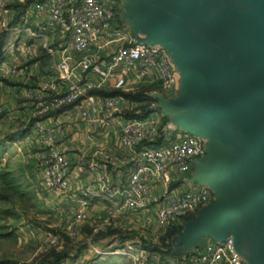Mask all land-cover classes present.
<instances>
[{
  "label": "water",
  "instance_id": "water-1",
  "mask_svg": "<svg viewBox=\"0 0 264 264\" xmlns=\"http://www.w3.org/2000/svg\"><path fill=\"white\" fill-rule=\"evenodd\" d=\"M133 2L135 41L165 48L180 85L185 74L177 58L189 74L175 99L156 94L155 109L207 141L189 183L201 180L215 197L185 224L176 249L195 248L203 236L233 237L242 257L245 248L264 264V0ZM125 3L120 0L121 18ZM215 177L229 181L225 193L212 186ZM226 217L237 228L229 220L224 231L207 226Z\"/></svg>",
  "mask_w": 264,
  "mask_h": 264
},
{
  "label": "built area",
  "instance_id": "built-area-1",
  "mask_svg": "<svg viewBox=\"0 0 264 264\" xmlns=\"http://www.w3.org/2000/svg\"><path fill=\"white\" fill-rule=\"evenodd\" d=\"M119 1L38 0L29 4L28 9L37 15L44 26H55L60 30L64 42L59 56L55 49L45 44L51 56L55 79L41 81L28 93L29 98L37 101L36 116L41 118L55 108H63L87 99L90 104L82 116L87 120L88 126L95 121L96 108L90 91L100 84L75 78L78 71L83 74L90 70L91 58L86 54L74 59L70 50L83 52L95 48L101 55L107 53V48L115 44L109 54L111 63L105 79L111 76L114 68H120L123 72L136 75L133 84L142 85L153 74L151 83H158L166 89L178 85L179 74L165 48L130 39L122 27L118 13ZM0 11L6 22L8 15L5 0H0ZM21 30L31 37L47 39L46 33ZM5 71L9 75L22 74L20 68ZM59 82L66 84V87L60 88ZM127 85L126 78L120 77L115 83V89H122ZM47 91L53 93L46 96ZM122 99L120 95L104 98V113L107 117L115 116ZM164 117L161 109L154 108L144 118H127L118 127L119 148L129 154L130 173L126 182L109 179L107 185L100 190L93 188L92 184L98 174H101V180L104 178L103 175L109 171L108 165L98 162L86 171L91 178L88 191L109 202L111 216H119L124 209L134 212L145 209L158 183L170 185L180 181L193 169L194 159L206 155L207 141L199 134L185 131L167 140L168 129L165 127L164 135L160 131ZM38 132L43 135L44 142L40 156L42 184L49 191L66 194L70 187L68 175L71 162L52 132L47 131L43 125L38 126ZM212 199L213 193L205 185L180 194L167 190L156 202L160 230L166 232L170 227L180 224L199 208L208 205ZM86 206L84 203L71 217H60L55 223L56 227L74 232L77 224L88 217ZM210 238L205 245L187 252L182 261L187 264H245L233 237L224 240ZM59 241L56 232L48 233L50 247L57 246ZM124 253L129 256L132 264H159L154 251L143 245L130 247Z\"/></svg>",
  "mask_w": 264,
  "mask_h": 264
},
{
  "label": "crops",
  "instance_id": "crops-1",
  "mask_svg": "<svg viewBox=\"0 0 264 264\" xmlns=\"http://www.w3.org/2000/svg\"><path fill=\"white\" fill-rule=\"evenodd\" d=\"M35 1L38 0H5V7L8 15L6 22L4 20V15L0 11V15L3 18V30L7 32H19L17 44H13L12 42L8 44L5 43L0 50V55L4 52V60L2 59V61H0V101L3 105V109H6L9 118L21 119L28 127V130L24 132L25 134L23 136L31 146L36 147V166H38L40 170V156L44 147L43 135L38 132V126L40 125H43L47 131L55 135V140L62 145L67 158L71 162V169L68 175L70 183L69 191L63 194L61 192L45 189L47 191L46 193L50 195L53 203L57 205L63 204V206L66 205L67 208L62 206V209L59 210L60 217H71L77 213L84 203L87 204L86 210L88 212V217L77 224L74 232H70L65 228L64 232L70 238H75L79 235L78 226L83 223H89L91 231L87 238V243L93 253L98 256L106 253L95 240L103 233H105V235L109 234V232L113 234L115 241L118 240L114 248L120 253H124V250H128L130 247L143 245L139 241L128 239L126 236L119 240L117 231L122 229L133 230L141 227L142 229L152 232H150L148 236L151 240L160 242L165 232L161 231L159 227L156 202L167 190H172L180 194L193 187L199 188L203 186V182L200 180L189 183L190 179L193 177L192 169L191 172L180 181L170 185L162 182L158 183L154 187L149 205L145 209L139 212L124 209L119 216L110 215V205L108 201L102 197H95L90 194L88 185L91 183V178L86 171L98 162L106 163L109 171L107 174L103 175L104 178H102V180L99 178L101 174L96 176L92 184L93 188L102 190L105 185H107L109 179H116L120 182H126L128 180L130 173L129 154L127 151L119 148L118 127L127 119L126 113L136 108V104L129 99L126 100V98H123L120 100V107L115 116L107 117L104 113L103 105V100L107 96L94 93V91L105 90L111 92L117 90L115 89V83L120 77H125L124 72L113 76V84H108L109 78L105 79V75L102 76L98 74L97 70L93 67L95 64L94 60H97V63L103 60V57L99 55L95 48L83 52L70 50L74 59H78L86 54L91 58L93 65L90 70L83 73L82 76L78 75L77 80H89L100 84L99 87L90 91L91 100L96 108L97 116L95 121L91 126H88L87 120L82 116L83 111L87 110L90 104L87 99H82L63 108H55L41 118L36 116L35 110L37 101L29 98L28 93L37 87L41 81L55 79L51 56L45 44L55 49L59 56L64 42L61 32L57 27L44 26L37 15L28 9L29 4ZM44 28L50 30V32L44 31ZM21 29L38 34L46 33L47 39L43 37H31ZM127 33L130 39L135 41L137 34H135V32L132 34L131 31ZM43 64L46 65L44 68H42ZM13 68L22 69V74L9 75L6 73V69ZM129 73L130 74L125 77L128 85L125 86L124 89L139 85L133 84L134 77L131 76V72ZM153 78L154 75L151 74L143 83L150 84ZM59 87L65 88L66 84L59 82ZM51 93L53 92L47 91L45 95L48 96ZM5 114L6 112H1L0 110V124L4 120L3 117ZM81 122H84V124ZM176 127L178 126H172L167 122L166 128L169 132ZM209 226V228L216 232L224 231L225 229L222 222L216 224L211 223ZM195 249L196 248H192L186 252ZM154 253L159 264H187L182 261V256L168 258L162 257L158 252L154 251ZM59 264L66 263L61 261Z\"/></svg>",
  "mask_w": 264,
  "mask_h": 264
},
{
  "label": "rangeland",
  "instance_id": "rangeland-1",
  "mask_svg": "<svg viewBox=\"0 0 264 264\" xmlns=\"http://www.w3.org/2000/svg\"><path fill=\"white\" fill-rule=\"evenodd\" d=\"M135 9L136 6L133 0H126L122 8V11L126 12L125 19L119 15L122 27H124L126 32L131 31L132 34H134L135 30L133 29V23H136L132 18ZM2 21L3 18L0 15V50L5 43L12 42L13 44H17V36L19 35V32H7L3 30ZM142 26V23L138 24L139 28ZM44 31L50 32L46 28H44ZM114 47L115 44L109 46L107 53L100 55L103 57L102 61L97 63V60H94L95 64L92 65L98 74L102 76L106 74L108 66L111 63L109 54ZM0 57V61L4 60V52ZM177 60L179 61L178 67L183 69L185 74V81L181 85L179 83V76L178 85L174 88L166 89L158 83L142 84L131 88L118 89L123 93L129 94L130 98L124 97L123 94L120 96L134 102L140 110L143 107L153 110L159 102V97L156 95L158 92H161L163 97L175 99L179 94L178 87L180 88L188 84L189 81V74L185 69V63L179 58ZM45 66L43 64L42 68ZM174 67L177 70L175 64ZM118 73L122 74L123 71L120 68H114L111 76L108 77L107 83L113 84V76ZM129 74V72H124L125 77ZM131 74L132 77H136L135 74ZM78 75L82 76L81 72H77L75 75L76 79ZM0 110L1 112H6L3 117L4 120L0 124V170H11L14 176L13 187L11 188L5 187L0 182V264H46L47 262L53 263L59 258L66 264H131L126 253L117 252L114 248L118 240L115 241L113 234L110 232L106 235L103 233L95 239L96 243L106 252L104 255L98 256L93 253L87 243V238L91 231L89 223H83L78 226L79 235L75 238H70L64 232V228L56 227L55 223L60 218L59 210L62 209L63 204L57 205L53 203L50 195L46 193L47 191L41 183L42 174L39 167L36 166L35 159L36 147L31 146L23 136L28 127L21 119L9 118L6 109H3L1 101ZM81 123L84 124V122ZM184 132L182 128L176 127L168 133L167 140H171L179 133ZM216 141L217 138L213 137L212 143ZM228 183L229 181L227 180L215 177L212 181V186L217 190V193L220 192L218 188L222 186L224 188L223 193H225ZM63 207L67 208L66 205ZM194 215L195 213L188 216L189 219L193 218ZM229 223L237 228L235 220L230 219ZM51 231L56 232L60 238L59 244L55 247H50L48 244V233ZM150 232L138 227L133 230H119L117 231V236L119 240L126 236L128 239L139 241L143 246L157 245L159 241L156 242L148 237ZM238 238L241 240L240 235ZM210 239V236H203L198 241L199 245L195 248L203 244L205 245ZM193 241L197 242L196 239ZM243 250L245 264H256V260L250 252L245 248Z\"/></svg>",
  "mask_w": 264,
  "mask_h": 264
},
{
  "label": "trees",
  "instance_id": "trees-1",
  "mask_svg": "<svg viewBox=\"0 0 264 264\" xmlns=\"http://www.w3.org/2000/svg\"><path fill=\"white\" fill-rule=\"evenodd\" d=\"M120 3V1H119ZM118 13H119V6H118ZM120 15V14H119ZM94 93H99L104 96H116V95H124L126 98H130V95L127 93H123L119 90H113L111 92H107L105 90L94 91ZM136 99V98H134ZM153 110L151 108H140L136 107L133 111H129L126 113L127 118H144ZM167 117H164V122L161 125L160 131L162 135L166 133L165 127L167 125ZM161 140V139H160ZM0 182L8 188L13 187L14 176L11 170L3 169L0 170ZM191 219V218H190ZM189 217H186L180 224L170 227L165 234L161 237L160 242L157 245H144L146 248L150 249L151 251L158 252L162 255V257H175V256H183L187 254V252H183L180 249H176V245L179 242V235L183 230L185 224L190 220ZM62 261L60 258L53 263L47 262V264H59Z\"/></svg>",
  "mask_w": 264,
  "mask_h": 264
},
{
  "label": "bare ground",
  "instance_id": "bare-ground-1",
  "mask_svg": "<svg viewBox=\"0 0 264 264\" xmlns=\"http://www.w3.org/2000/svg\"><path fill=\"white\" fill-rule=\"evenodd\" d=\"M228 220H230L228 217H226V218H224V219H221L220 221H217V222H222L223 223V225H224V230H226V228H227V222H228ZM211 223H213V222H210V223H208V227H210L209 225L211 224ZM216 224V223H215Z\"/></svg>",
  "mask_w": 264,
  "mask_h": 264
}]
</instances>
